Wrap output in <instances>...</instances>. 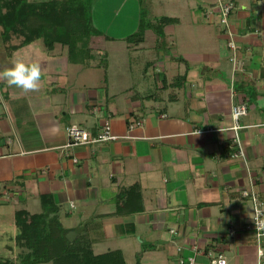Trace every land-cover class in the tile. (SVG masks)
I'll return each instance as SVG.
<instances>
[{
    "label": "crops",
    "instance_id": "crops-1",
    "mask_svg": "<svg viewBox=\"0 0 264 264\" xmlns=\"http://www.w3.org/2000/svg\"><path fill=\"white\" fill-rule=\"evenodd\" d=\"M144 1L96 0L91 24L98 32L89 46L92 58L111 55L102 49L105 40L126 42L128 51L145 50L147 43L155 47L161 53L154 69L161 82L157 93H135L133 84H121L119 70L106 74L107 85L82 81L84 70L101 61L72 63L60 43L49 49L37 39L23 46L43 43L24 58L40 64L43 87L25 94L0 81V216L17 203L41 211L39 197L50 193L64 226L86 225L93 251L107 239V229L123 238L137 236V243L144 241L141 234H152L148 246L163 250L161 264H178V246L184 255L196 246L223 254L227 264H264V244L259 254L254 233L245 228L253 201L241 195L245 189L264 204V0H176L187 19L167 21L161 40L179 39L181 55L172 45V53L160 48L151 26L131 43ZM219 1L234 5L228 26L220 22ZM1 40L0 35L3 70L23 47L8 51ZM192 41L194 49L187 47ZM165 58L174 59V74ZM241 102L247 106L237 130L244 157H232L237 145L231 108ZM107 120L116 139L66 145L69 125L95 134ZM134 184L141 201L130 194L125 209L141 208L120 212L116 195Z\"/></svg>",
    "mask_w": 264,
    "mask_h": 264
},
{
    "label": "trees",
    "instance_id": "trees-1",
    "mask_svg": "<svg viewBox=\"0 0 264 264\" xmlns=\"http://www.w3.org/2000/svg\"><path fill=\"white\" fill-rule=\"evenodd\" d=\"M147 27L141 16L131 40L140 42ZM97 32L82 0H0V35L8 51L41 39L49 49L56 43L66 46L70 62L87 65L93 57L89 39ZM130 194H137L141 201L138 185L121 189L116 195L120 212L140 210L125 209L132 200ZM39 199L40 212L15 210L13 241L19 250L16 256L0 257V264H126L120 249L94 253L86 225L80 230L64 226L52 194H41ZM70 231L75 233L72 240L67 237Z\"/></svg>",
    "mask_w": 264,
    "mask_h": 264
},
{
    "label": "rangeland",
    "instance_id": "rangeland-1",
    "mask_svg": "<svg viewBox=\"0 0 264 264\" xmlns=\"http://www.w3.org/2000/svg\"><path fill=\"white\" fill-rule=\"evenodd\" d=\"M85 3V6H87V15L90 17V19L93 17L92 10L95 7V1L96 0H82ZM178 4V2H177ZM176 0H145L143 2V5L141 7V16L144 17V20L146 23H148L152 31L154 32V36L156 37L155 43L159 44V47L161 48V45H164V48H166L165 51H170L169 47L172 45V47L176 48V51L178 55L182 54V47L178 46L177 39L174 42H170L169 40H161V36L164 34V29L166 27H169L166 22H174L177 20L182 23L185 22V18L187 19V10H184L185 8L181 7V5H177ZM179 14V15H176ZM167 16H171L170 18ZM180 18V20L177 17ZM163 17V19H162ZM166 18V20H164ZM171 20V21H170ZM117 29L123 30V26H117ZM127 28V25L126 27ZM137 30V27L135 28V31ZM129 37V36H128ZM164 37V36H163ZM130 38V37H129ZM132 41V40H131ZM16 42V40H14ZM134 44L135 42H131ZM114 42L104 41L102 43V49L103 51L109 52L111 55L107 57V55L98 54L96 58H91V62L93 64H98V61H101V65L98 66V68H94L91 66V68H88L84 70V76L81 77L82 81H86V79H89L91 83L97 84V85H107L108 83L104 82V77L107 76L110 78L115 70H119L123 73H119V75H122L119 78V81L126 82V84L130 83L131 85L135 87L133 91L135 93H139L140 95H146L151 93H157V88L161 84L159 80L154 78L155 68H158L157 64L161 60V53L157 52V49L153 46L149 47V43H147L148 48L145 50L138 49L130 50L128 51L126 47V42L118 43L117 45ZM153 44V42H151ZM196 44V43H195ZM185 45L182 43V46ZM194 43L192 41L191 44H188V48L194 49ZM43 48V43L41 41H36L35 44H30L29 46L23 47L17 51V55L14 57H9L8 60L12 61L13 58H25L27 53V50H31L33 48ZM0 48H3L2 43L0 42ZM6 50V49H5ZM20 50H22L20 52ZM9 53V52H7ZM164 60H168L170 62L169 66H166L169 69V75L174 74L177 69L176 63H173L172 58H165ZM148 61L147 66V73L145 76H143V65ZM158 61V62H156ZM167 62V63H168ZM163 64V62H162ZM175 65V69L173 70V66ZM166 65V62H165ZM180 65V64H179ZM93 67V68H92ZM77 68V67H76ZM159 69V68H158ZM112 70V71H111ZM126 72V73H125ZM110 80V79H109ZM131 90V92L133 93ZM4 96V94H2ZM0 96V101L1 100ZM3 103V102H2ZM32 204V203H31ZM29 205L28 209L31 211L39 212V208L32 209L33 205ZM19 203L16 205L12 204L11 206H8L4 209V213L0 216V238H2V241H0V257H13L16 256L17 251L19 248L16 246V244L13 241V237L16 233V226L13 223V212L15 209H19ZM24 207V206H22ZM1 212V211H0ZM113 233H117L114 230H111L108 232L106 229L105 235L107 236V239L101 240L99 243L95 244V253H102L104 251L112 250V249H121L124 253V258L126 261V264H161L162 256L164 253L162 252L161 248H153L148 246V242L150 240V235L152 234H141L144 238V241L142 243H137L138 237L136 236V239H132L130 237L122 236H116ZM120 235V234H118ZM154 236H157L158 234H153ZM130 238V239H129ZM132 244H136L137 248H132ZM139 244V245H138ZM155 245V244H154ZM153 245V246H154ZM140 253V256L138 255ZM156 256H159L160 258H156ZM153 259V260H150ZM37 264H51L50 262L46 263H37ZM195 264H204L202 260L199 259V256L197 257Z\"/></svg>",
    "mask_w": 264,
    "mask_h": 264
},
{
    "label": "built area",
    "instance_id": "built-area-1",
    "mask_svg": "<svg viewBox=\"0 0 264 264\" xmlns=\"http://www.w3.org/2000/svg\"><path fill=\"white\" fill-rule=\"evenodd\" d=\"M232 1H219L218 7L220 10V22L223 26L229 25V15L233 9ZM228 34L230 39L228 41L229 47L235 51V43L232 38V33L228 29ZM234 60V56L231 58ZM247 106L245 103H237L234 104L231 108V116H232V126L230 128L234 129L235 136L234 141L236 142L237 149L231 152L232 157L242 156L244 157V152L241 147V142L239 136L237 134V130L242 126L239 123V119L241 116L246 114ZM139 124V122H136ZM66 136H67V146L78 145V144H88V143H95V142H104L108 140L116 139L117 136L112 132V128L110 122L107 120L104 122L103 126L100 128L98 132L92 134L87 129L77 125L71 124L66 128ZM242 196H251L253 201V212L250 219L245 223V228L251 230L254 233L255 240L258 247L259 254L263 253L262 245L264 244V229H257L255 225L264 224V204L258 199V197L250 193L249 191L243 189L241 191ZM173 230L171 229V232ZM183 248L178 246L177 251L180 253L178 257V264H195L197 257L199 255H203L206 258L204 264H227V260L225 256L221 253H207L203 252L196 246L189 247V253L184 255L182 254Z\"/></svg>",
    "mask_w": 264,
    "mask_h": 264
},
{
    "label": "clouds",
    "instance_id": "clouds-1",
    "mask_svg": "<svg viewBox=\"0 0 264 264\" xmlns=\"http://www.w3.org/2000/svg\"><path fill=\"white\" fill-rule=\"evenodd\" d=\"M43 77L44 71L39 63L30 62L23 58H13L10 67L0 70V81L25 94L40 92L43 87ZM255 227L264 229V224H258Z\"/></svg>",
    "mask_w": 264,
    "mask_h": 264
},
{
    "label": "water",
    "instance_id": "water-1",
    "mask_svg": "<svg viewBox=\"0 0 264 264\" xmlns=\"http://www.w3.org/2000/svg\"><path fill=\"white\" fill-rule=\"evenodd\" d=\"M67 237H68L70 240H72V239L75 237V233H74V231H70V232H68V233H67Z\"/></svg>",
    "mask_w": 264,
    "mask_h": 264
}]
</instances>
